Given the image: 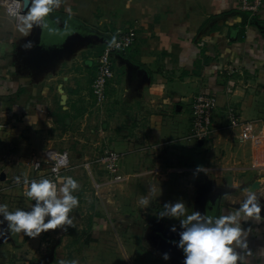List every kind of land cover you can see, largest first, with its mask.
<instances>
[{
	"label": "crops",
	"instance_id": "0c3cea01",
	"mask_svg": "<svg viewBox=\"0 0 264 264\" xmlns=\"http://www.w3.org/2000/svg\"><path fill=\"white\" fill-rule=\"evenodd\" d=\"M44 23L21 31L0 9V204L31 209L21 183L34 176L32 159L50 149L68 152L60 185L75 179L79 204L71 225L36 237L0 223V264H62L75 235L90 245L82 264L184 263L176 246L183 217L159 218L163 205L182 199L186 214L219 217L248 191L262 211L242 222L247 247L237 251L243 264H264V0L254 17L236 0H61ZM124 26L135 29V46L113 61L99 114L108 128L97 141L103 147L78 166L47 130L57 131L62 116L67 128H81L99 111L90 91L95 62L108 33ZM199 94L217 101L207 145L186 139ZM228 109L254 124L250 141H238ZM105 149L118 155L120 182L107 178ZM11 180L18 184L8 187ZM235 192L242 202L232 199Z\"/></svg>",
	"mask_w": 264,
	"mask_h": 264
},
{
	"label": "clouds",
	"instance_id": "9594fccd",
	"mask_svg": "<svg viewBox=\"0 0 264 264\" xmlns=\"http://www.w3.org/2000/svg\"><path fill=\"white\" fill-rule=\"evenodd\" d=\"M60 4L61 0H31L28 12L20 17V30L31 29L34 25L47 27L44 21ZM114 42L115 37L110 45ZM197 170L201 171L202 168ZM24 182L28 184L25 195L34 201L31 209L9 211L7 204H0V217L3 218L0 223L6 221L9 228L30 237L72 224L69 214L79 204L77 196L73 194L79 187L75 179L67 177L59 187L48 178L32 180L30 184L27 180ZM144 203L147 204V201ZM163 209L159 214L161 219L166 216L183 217L180 224L184 230L179 233L180 239L176 246L184 254V264H243V257L237 251L247 247V231L242 227V222L250 217L259 220L262 206L256 195L248 191L247 199L234 212L219 217L208 216L200 211L186 214V204L182 199L165 203ZM170 231L175 232L176 228L172 227ZM162 258L168 261L170 256L163 253Z\"/></svg>",
	"mask_w": 264,
	"mask_h": 264
},
{
	"label": "built area",
	"instance_id": "2783aa9c",
	"mask_svg": "<svg viewBox=\"0 0 264 264\" xmlns=\"http://www.w3.org/2000/svg\"><path fill=\"white\" fill-rule=\"evenodd\" d=\"M31 0H0V9L15 23H20V17L25 14L24 3ZM240 12L248 14L252 17L259 14L263 5V0H236ZM108 42L105 43L100 55L95 62V76L90 85L91 97L94 107L101 110L108 101V86L114 77L113 61L117 55L126 54L135 44L136 31L133 28L115 29L108 33ZM115 37V42L110 45V41ZM216 98L214 95L199 94L193 97L191 103V125L187 135V141L199 142L204 145L209 144L214 135L213 113L216 107ZM226 119L228 126L238 127V141L245 143L250 141L254 124L252 122H239L237 114L232 109L226 111ZM102 163L106 164L107 178L111 182H120L123 177L117 174L116 163L118 155L110 149L102 151ZM71 166L70 157L66 150L50 149L46 151L44 158H34L31 161V169L34 176L25 179L30 182L32 180L39 181L48 178L60 186V177ZM56 169V171H53ZM24 180V181H25ZM21 184L26 193L28 184ZM18 183L8 181V187H13ZM29 199V198H28ZM32 201V200H31ZM34 202V201H33Z\"/></svg>",
	"mask_w": 264,
	"mask_h": 264
},
{
	"label": "rangeland",
	"instance_id": "374dc122",
	"mask_svg": "<svg viewBox=\"0 0 264 264\" xmlns=\"http://www.w3.org/2000/svg\"><path fill=\"white\" fill-rule=\"evenodd\" d=\"M126 27L127 26H124L122 28H126ZM134 46L135 44L133 45V47ZM94 76H95V72L93 77ZM94 112L96 115L91 116V114H88L87 121L85 122L84 126L81 128L79 126H76L75 129H72L70 127L67 128L65 125L66 116H62L57 131L54 130L53 133H50V130L49 129L47 130L48 138L52 137L53 140H55L53 146L57 147L58 149L64 148L71 151L74 157L73 158L74 163L78 164V166L79 164L81 165L82 163L83 164L85 163V165H87V163L95 160L99 152L98 149L101 150L103 147L101 144L98 145L97 141L99 140L100 137H102V133L104 134L108 130V128L105 127L102 123L103 121L101 120L102 115H99L101 111L99 110ZM97 184H100V182L98 181ZM233 194H234L232 197L233 200H239L240 202H242L243 199L241 197L242 194L241 192H235ZM76 217H78L79 219L81 218L80 215H77ZM67 249H68L67 251L68 256L67 258L66 257L64 258V261L66 262L76 261L77 264H82L90 257L89 256L90 254H88L90 250V245H87L85 243V240H83L80 236L75 235L73 239L71 238V240H69L67 244ZM176 264H184V263L177 260Z\"/></svg>",
	"mask_w": 264,
	"mask_h": 264
},
{
	"label": "water",
	"instance_id": "95a60500",
	"mask_svg": "<svg viewBox=\"0 0 264 264\" xmlns=\"http://www.w3.org/2000/svg\"><path fill=\"white\" fill-rule=\"evenodd\" d=\"M28 7H29V2L28 1H25V3H24V10H27ZM62 99H64V96L62 97ZM4 179H5V175L4 174H1L0 175V181H3Z\"/></svg>",
	"mask_w": 264,
	"mask_h": 264
}]
</instances>
